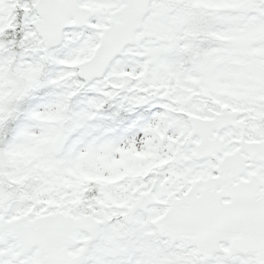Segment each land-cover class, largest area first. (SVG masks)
I'll list each match as a JSON object with an SVG mask.
<instances>
[{
  "label": "snow or ice",
  "instance_id": "obj_1",
  "mask_svg": "<svg viewBox=\"0 0 264 264\" xmlns=\"http://www.w3.org/2000/svg\"><path fill=\"white\" fill-rule=\"evenodd\" d=\"M0 264H264V0H0Z\"/></svg>",
  "mask_w": 264,
  "mask_h": 264
},
{
  "label": "trees",
  "instance_id": "obj_2",
  "mask_svg": "<svg viewBox=\"0 0 264 264\" xmlns=\"http://www.w3.org/2000/svg\"><path fill=\"white\" fill-rule=\"evenodd\" d=\"M114 110H115L114 108L108 109L109 112L114 111ZM122 115H123V113H122Z\"/></svg>",
  "mask_w": 264,
  "mask_h": 264
}]
</instances>
